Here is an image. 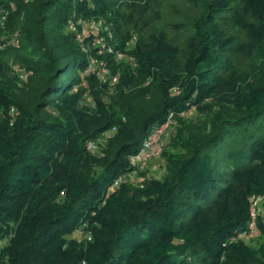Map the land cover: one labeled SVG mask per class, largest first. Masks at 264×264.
<instances>
[{
    "label": "trees",
    "instance_id": "16d2710c",
    "mask_svg": "<svg viewBox=\"0 0 264 264\" xmlns=\"http://www.w3.org/2000/svg\"><path fill=\"white\" fill-rule=\"evenodd\" d=\"M163 1L0 0V33L19 41L0 50V264H264V199L254 243L235 239L247 196L264 195V0H188L149 27ZM96 18L112 52L89 46L81 23ZM242 44L245 72L232 67ZM89 54L114 82L84 73ZM10 60L26 72L19 83ZM190 108L202 128L181 117ZM168 117L176 150H164L163 174L108 193ZM112 128L102 155L86 150Z\"/></svg>",
    "mask_w": 264,
    "mask_h": 264
},
{
    "label": "rangeland",
    "instance_id": "374dc122",
    "mask_svg": "<svg viewBox=\"0 0 264 264\" xmlns=\"http://www.w3.org/2000/svg\"><path fill=\"white\" fill-rule=\"evenodd\" d=\"M130 0H125V4H128ZM134 1H138V0H134ZM140 2H144V0H140ZM193 4V2L188 1V0H165L162 2V4H160L157 7V13L154 12L155 11V4L152 3L153 6V10L151 12H147V14L144 15L143 19H148L146 17H149L150 20L152 21L150 23V21H146L147 24L149 25V27L151 26H159L163 21H167V20H173V19H177L181 16L182 12H186L191 8V5ZM165 5V6H164ZM165 7V9H164ZM126 10V9H125ZM159 16V17H158ZM94 20H100L101 24L103 25V30L101 31V35L104 37V39H111L108 37V33H110L111 35V31L109 30L110 28L106 25V23H104V21L101 18H96V19H88V20H84L86 22L89 21H94ZM79 21V20H77ZM141 22V21H140ZM147 24L145 26V28L147 27ZM73 26V24H72ZM124 27H126V29L128 30L129 28L131 29L130 26H128L127 24L123 25ZM17 31H8V30H4L0 33V46L1 49L3 47H5L7 45L8 39L10 38L11 34ZM171 33V32H168ZM131 39V43L129 45V48L132 47L134 39H135V33L131 35L130 37ZM243 43H245V37L243 36ZM0 49V50H1ZM125 61V58H122L119 61ZM254 62V59L252 58V55L249 54L246 49L244 48L243 44L242 46H240L238 48V50L235 51L234 56L232 57V67L233 69H235L236 71L239 72H245V71H249L251 68V64ZM107 64H105L106 66ZM107 67V66H106ZM9 68H10V73L16 78L17 82L19 80V75L20 73H23L25 70L23 69L20 61H11L9 62ZM108 69V68H107ZM19 83V82H18ZM86 102V101H85ZM181 117L185 120H187L189 122V125L191 127H193L194 129H200L203 127L204 123H205V119H206V115L203 113H199L196 110H194L193 108H190L189 110L182 112L181 113ZM168 120V121H167ZM167 121L166 125H162L161 126V130H159L156 133V136L154 138L157 139V145L156 146H151L150 150H149V154L148 157L145 159L143 164H138L137 168L135 166H133L132 169H134V171H130L129 173H127L126 175L122 176L121 181H124L126 183H133L136 185H140L141 181L144 178L147 177H160L161 174H163L164 172V150H171V151H175L176 148H168V146L166 145V141L169 139V135L172 133V130L175 126V123L171 120V118H167L165 120V122ZM114 131V128L109 129V130H105L102 131L101 133H99L95 138L87 141L90 142L92 145L89 146L88 148L86 147V150L90 153H94L96 155H102L105 150L107 149L108 146V138H110L112 136V133ZM86 142V144H87ZM85 144V145H86ZM159 146V150H156ZM136 168V169H135ZM119 182L117 184H115L114 186L110 185L108 187V193L114 188L117 187ZM252 195H262L260 193H252L250 195L247 196L246 202H247V225L246 228L244 230L241 231L242 234L237 233L235 236V239H241L245 242H250L251 244L254 243V240L259 236V230L256 227V220L258 219V217L256 215H254V219H253V224L251 227V229H253V233L252 235H246L245 233L247 232V227H248V223L250 221V202H249V198ZM264 196V195H262ZM264 199V197H263ZM263 199L261 201H258V205L259 208L261 207V203L263 201ZM262 222H264V216L262 217ZM250 230V229H249ZM81 233L80 230L76 231L74 235H77ZM83 233V232H82ZM1 243V241H0Z\"/></svg>",
    "mask_w": 264,
    "mask_h": 264
},
{
    "label": "built area",
    "instance_id": "2783aa9c",
    "mask_svg": "<svg viewBox=\"0 0 264 264\" xmlns=\"http://www.w3.org/2000/svg\"><path fill=\"white\" fill-rule=\"evenodd\" d=\"M68 26L70 28L74 29V27L72 26L71 23ZM81 26H82L83 31L86 34H92L91 39L89 41V46L95 47V54L96 55H100L104 52H112L110 45H108L106 43L104 37L100 34L101 31L103 30L102 29L103 25L101 24L100 20H94V21H89V22L83 21L81 23ZM110 36H111L110 33H108L109 38H110ZM76 39L78 41H80L81 49L84 51H87L88 44H86V45L82 44V42H81L82 36L80 35V33L76 34ZM7 44H10L14 47L18 46L19 41H18V35L16 32L11 34L10 38L8 39ZM130 44H132L131 39L125 43V50L129 49ZM0 49H1V46H0ZM114 58L117 61L121 60L122 58H125V61H128L130 64H133L132 56L125 53L124 51H115L114 52ZM92 72L95 73L96 78L98 79L99 82H102V81L106 80L107 78H110V82L112 83L116 79V75H110L109 74V71H108L107 67L105 66V63L101 59H98L94 55L89 54L88 55V63H87L86 68L84 69V73L90 74ZM25 77H26L25 71L23 73H20L19 79L24 80ZM83 97H84V100L86 102H88V103L90 102V97L86 93H83ZM167 121L164 122L163 124L166 125ZM161 126L153 129L150 132V134L142 141V144H141L139 150L135 154H133L129 157V161H130L132 166H135L137 168L138 164L144 163L145 159L148 157V154L150 153L149 150H150L152 144H153V146L157 145V139L154 137L156 136V133L159 130H161ZM91 145L92 144L90 142H87L86 147L88 148ZM156 150H159V146ZM132 171H134V169ZM121 178L122 177L117 178L112 183V186L117 184L121 180ZM263 197L264 196H262V195H252L249 198V202H250L249 213L251 215V217H250L251 219L248 223V227L246 230L247 232L245 233L247 236L252 235V233H253V229H251L250 226H252V224H253L254 215L257 216V213L259 212V209H260L259 205H258V201H261L263 199ZM240 234H242V233H240Z\"/></svg>",
    "mask_w": 264,
    "mask_h": 264
}]
</instances>
